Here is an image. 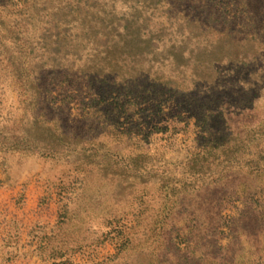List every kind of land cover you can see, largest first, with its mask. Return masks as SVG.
<instances>
[{
  "label": "rangeland",
  "instance_id": "rangeland-1",
  "mask_svg": "<svg viewBox=\"0 0 264 264\" xmlns=\"http://www.w3.org/2000/svg\"><path fill=\"white\" fill-rule=\"evenodd\" d=\"M194 1L0 0V264H264V0Z\"/></svg>",
  "mask_w": 264,
  "mask_h": 264
},
{
  "label": "trees",
  "instance_id": "trees-1",
  "mask_svg": "<svg viewBox=\"0 0 264 264\" xmlns=\"http://www.w3.org/2000/svg\"><path fill=\"white\" fill-rule=\"evenodd\" d=\"M223 0H195V4L193 8L195 9L198 7L203 15H205L207 18L208 17H213L215 20L221 17V15H217L216 12H213L212 10H215L217 6L222 2ZM226 20H223L222 22H225ZM35 95V93L33 94ZM46 102L42 101L40 103L41 106H43V111L46 113L48 111L47 107L45 106ZM44 121H46V124H50L49 128L50 131L52 132L51 135H56L57 137H65L69 139H77L79 134L77 133V128L75 127L76 123H74V126H60V128H55L52 122L50 121V118H47L46 115L41 116ZM66 119V118H65ZM45 151H50V150H45Z\"/></svg>",
  "mask_w": 264,
  "mask_h": 264
},
{
  "label": "bare ground",
  "instance_id": "bare-ground-1",
  "mask_svg": "<svg viewBox=\"0 0 264 264\" xmlns=\"http://www.w3.org/2000/svg\"><path fill=\"white\" fill-rule=\"evenodd\" d=\"M101 1H103V0H101ZM113 2H114V1H113ZM107 3H108V2H107ZM108 4H110V3H108ZM106 6H107V5H106ZM103 7H104V6H103ZM124 7H125V6H124ZM104 8H105V7H104ZM107 8H108V7H107ZM107 8H106V9H107ZM112 8H114V6H113ZM122 8H123V7H122ZM129 9H130V8H129ZM101 10H102V8H101ZM125 10H126V9H125ZM131 10H132V9H131ZM147 10H148V9H147ZM99 11H100V10H99ZM122 12H123V11H122ZM130 12H131V11H130ZM130 12H129V13H130ZM104 13H105V12H104ZM104 13H102V14L104 15ZM106 13H107V12H106ZM106 13H105V14H106ZM129 13H128V14H129ZM134 14H135V13H134ZM96 16H97V15H96ZM140 16H141V15H140ZM102 17H103V16H102ZM97 18H98V17H97ZM117 18H118V17H117ZM128 18H130V21H131V17L129 16ZM140 18H141V17H140ZM134 19H135V17H134ZM92 20H93V19H92ZM124 20H125V19H124ZM119 21H120V20H119ZM121 21H122V20H121ZM127 21H128V20H127ZM137 21H138V20H137ZM109 22H110V21H109ZM131 22H132V21H131ZM91 23H92V22H91ZM111 23H112V22H111ZM135 23H136V22H135ZM124 24H125V23H124ZM128 24H130V23H128ZM131 24H133V23H131ZM88 25H89V24H88ZM121 25H123V24H121ZM126 25H127V24H126ZM102 26H103V25H102ZM109 26H111V25H109ZM113 26H114V25H113ZM119 26H120V25H119ZM129 26H130V25H129ZM83 27H84V26H83ZM103 27H104V26H103ZM111 27H112V26H111ZM121 27H123V26H121ZM136 27H137V26H136ZM136 27H135V28H136ZM141 27H142V26H141ZM151 27H152V26H151ZM137 28H138V27H137ZM144 28H145V27H144ZM92 29H93V28H92ZM107 29H108V28H107ZM130 29H131V28H130ZM133 29H134V28H133ZM148 29H149V27H148ZM109 30H110V29H109ZM135 30H137V29H135ZM146 30H147V29H146ZM167 30H168V29H167ZM111 31H112V30H111ZM116 31H118V30H116ZM124 31H125V30H124ZM127 31H128V30H127ZM169 31H170V30H169ZM133 32H134V31H133ZM147 32H148V31H147ZM149 32H150V31H149ZM151 32H152V31H151ZM93 33H94V32H93ZM114 33H115V32H114ZM118 33H119V32H118ZM125 33H126V32H125ZM138 33H139V31H138ZM110 34H111V33H110ZM167 34H168V33H167ZM73 35H74V34H73ZM76 35H77V34H76ZM96 35H97V34H96ZM101 35H102V34H101ZM115 35H117V34H115ZM125 35H126V34H125ZM146 35H147V34H146ZM104 36H105V35H104ZM110 36H111V35H110ZM113 36H114V35H113ZM113 36H112V37H113ZM134 36H135V34H134ZM139 36H140V35H139ZM139 36H138V38H139ZM162 36H163V35H162ZM208 36H209V35H208ZM88 37H89V36H88ZM93 37H94V35H93ZM105 37H106V36H105ZM121 37H122V36H121ZM129 37H130V36H129ZM129 37H128V38H129ZM131 37H132V36H131ZM136 37H137V36H136ZM147 37H148V36H147ZM163 37H164V36H163ZM210 37H211V36H210ZM73 38H74V36H73ZM95 38H96V37H95ZM98 38H99V37H98ZM103 38H104V37H103ZM133 38H134V37H133ZM144 38H145V37H144ZM168 38H169V37H168ZM96 39H97V38H96ZM104 39H105V38H104ZM118 39H119V38H118ZM165 39H166V38H165ZM172 39H173V38H172ZM172 39H171V40H172ZM207 39H208V38H207ZM213 39H214V38H213ZM100 40H102V39H100ZM100 40H99V42H101ZM106 40H107V39H106ZM110 40H112V39H110ZM116 40H117V39H116ZM122 40H123V39H122ZM124 40H126V39H124ZM124 40H123V41H124ZM131 40H132V39H131ZM141 40H142V39H141ZM203 40H204V39H203ZM73 41H74V40H73ZM93 41H94V40H93ZM96 41H97V40H96ZM200 41H201V40H200ZM206 41H207V40H206ZM208 41H209V40H208ZM80 42H81V41H80ZM97 42H98V41H97ZM99 42H98V43H99ZM102 42H103V40H102ZM105 42H106V41H105ZM119 42H121V41H119ZM124 42H125V41H124ZM128 42H129V41H128ZM148 42H149V40H148ZM203 42H205V41H203ZM66 43H67V42H66ZM115 43H116V42H115ZM164 43H165V42H164ZM181 43H182V42H181ZM194 43H195V42H194ZM208 43H209V42H208ZM74 44H75V43H74ZM100 44H102V43H100ZM103 44H104V43H103ZM119 44H120V43H119ZM119 44H118V45H119ZM134 44H135V43H134ZM176 44H177V43H176ZM189 44H190V43H189ZM212 44H213V43H212ZM105 45H106V44H105ZM127 45H129V44H127ZM137 45H138V44H136V46H134V47H136L135 49H137ZM142 45L144 46V44H142ZM193 45H194V44H193ZM101 46H102V45H101ZM143 46H142V48H143ZM199 46H201V45H199ZM214 46H215V45H214ZM98 47H99V46H98ZM102 47H103V46H102ZM127 47H128V46H127ZM144 47H145V46H144ZM156 47H157V46H156ZM177 47H178V46H177ZM183 47H184V45H183ZM183 47H182L181 49H183ZM215 47H216V46H215ZM215 47H214V48H215ZM67 48H68V47H67ZM73 48H74V47H73ZM116 48H117V47H116ZM116 48H115V49H116ZM140 48H141V47H140ZM145 48H146V47H145ZM185 48H186V46H185ZM207 48L209 49L210 46L207 47ZM207 48H206V49H207ZM216 48H217V47H216ZM107 49H108V48H107ZM117 49H118V48H117ZM169 49H170V48H169ZM176 49H177V48H176ZM206 49H205V50H206ZM70 50H72V49H70ZM95 50H96V49H95ZM100 50H101V49H100ZM120 50H121V48H120ZM132 50H133V49H132ZM141 50H142V49H141ZM143 50H144V49H143ZM152 50H153V49H152ZM161 50H162V49H161ZM188 50H189V49H188ZM212 50H213V49H212ZM212 50H211V51H212ZM101 51H102V50H101ZM110 51H111V50H110ZM127 51H128V50H127ZM127 51H126V52H127ZM139 51H140V50H139ZM144 51H145V50H144ZM147 51H149V50H147ZM159 51H160V48H159ZM159 51H158V52H159ZM181 51H182V50H181ZM209 51H210V50H209ZM224 51H225V50H224ZM230 51H231V50H230ZM70 52H71V51H70ZM141 52H142V51H141ZM161 52H162V51H161ZM170 52H171V51H170ZM174 52H175V51H174ZM178 52H179V51H178ZM178 52H177V53H178ZM189 52H190V51H189ZM203 52H205V51H203ZM222 52H223V50H222ZM235 52H236V51H235ZM64 53H65V52H64ZM111 53H112V51H111ZM122 53H124V52H122ZM127 53H128V52H127ZM150 53H151V52H149V54H150ZM175 53H176V52H175ZM182 53H183V51H182ZM205 53H207V52H205ZM211 53H212V52H210V54H211ZM218 53H220V52H218ZM65 54H66V53H65ZM103 54H104V53H103ZM116 54H117V52H116ZM116 54H115L116 57H120V56H117ZM131 54H132V53H131ZM151 54H152V53H151ZM151 54H150V55H151ZM164 54H165V53H164ZM222 54H223V53H222ZM226 54H227V53H226ZM232 54H233V53H232ZM106 55H108V54H106ZM124 55H125V54H124ZM145 55H146V54L144 53V56H145ZM160 55H161V54H160ZM230 55H231V54H230ZM97 56H98V55H97ZM100 56H101V55H100ZM100 56H99V57H100ZM121 56H122V55H121ZM131 56H132V55H131ZM155 56H156V55H155ZM225 56H226V55H225ZM126 57H127V56H125V58H126ZM128 57H129V56H128ZM137 57H138V56H137ZM202 57H203V56H202ZM97 58H98V57H97ZM152 58H153V57H152ZM226 58H229V57H226ZM98 59H99V58H98ZM102 59H103V58H102ZM105 59H106V58H105ZM117 59H118V58H117ZM126 59H127V58H126ZM222 59H223V58H222ZM95 60H96V59H95ZM103 60H104V59H103ZM112 60H113V59H112ZM200 60H201V59H200ZM93 61H94V60H93ZM119 61H120V60H119ZM109 62H110V61H109ZM109 62H107V63H109ZM116 62H117V61H116ZM116 62H115V63H116ZM120 62H121V61H120ZM100 63H102V62H100ZM111 64H113V62H112ZM109 65H110V64H109ZM115 65H116V64H115ZM133 65H134V64H133ZM143 65H144V67H145V64H143ZM147 65H148V64H147ZM104 66H105V65H104ZM106 66H107V65H106ZM110 66H111V65H110ZM156 66H157V65H156ZM138 67H139V66H138ZM138 67H137V68H138ZM147 67H148V66H147ZM125 68H126V67H125ZM133 68H134V67H133ZM133 68H132V69H133ZM148 68H149V67H148ZM130 69H131V68H130ZM135 69H136V68H135ZM138 69H139V68H138ZM138 69H137V70H138ZM144 69H145V68H144ZM148 70H149V69H148ZM127 71H129V70H127ZM143 71H144V70H143ZM146 71H147V70H146ZM153 71H154V70H153ZM197 72H198V71H197ZM145 73H146V72H145ZM196 74H197V73H196Z\"/></svg>",
  "mask_w": 264,
  "mask_h": 264
}]
</instances>
